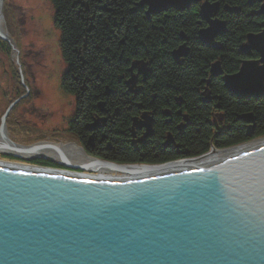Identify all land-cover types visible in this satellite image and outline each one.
I'll return each instance as SVG.
<instances>
[{"label":"water","instance_id":"obj_1","mask_svg":"<svg viewBox=\"0 0 264 264\" xmlns=\"http://www.w3.org/2000/svg\"><path fill=\"white\" fill-rule=\"evenodd\" d=\"M198 2L141 1L147 16ZM254 3L260 5L256 14L264 16V0H248ZM219 10L218 2H202L207 26L197 32V40L216 51L222 50L216 38L227 32ZM262 27L239 48L241 55L257 52L258 61L242 60L237 72L226 75L219 61L210 65V75L239 101L264 95V21ZM0 38L10 41L2 31ZM183 45L173 50L174 59ZM13 105L1 119L0 146L6 144L4 119ZM173 162L141 165L162 173L126 182L0 167V264H264V145L190 170L163 168Z\"/></svg>","mask_w":264,"mask_h":264},{"label":"trees","instance_id":"obj_2","mask_svg":"<svg viewBox=\"0 0 264 264\" xmlns=\"http://www.w3.org/2000/svg\"><path fill=\"white\" fill-rule=\"evenodd\" d=\"M133 1L49 0L54 10V27L60 32L59 47L66 65L60 77V87L74 97L75 109L69 124L70 130L83 136V143L86 140L84 127L97 116L99 102H103L106 109L112 112L116 108L136 104L139 100L148 104V95L159 93V90H169L170 94L177 91L185 95L186 90L204 87L214 60H219L223 74H234L243 58L258 57L255 52L246 55L239 53L247 34L262 31L264 17L255 14L257 4L249 6L247 0H213L219 2L220 6L226 4L239 8L236 14L221 10L219 18L225 20L227 32L218 37L222 50L216 51L197 40L198 16L195 9L190 10V25L185 23L184 17L171 22L168 19L163 25L167 27L161 32L154 29L156 23L147 22L141 13L131 11ZM106 8L110 10L107 11ZM169 26L175 28L172 30ZM180 30L187 36L188 53L182 60L176 61L172 58L171 51L180 44ZM0 45L9 54L10 47L6 42L0 40ZM139 59L149 62V72L142 85L147 97L128 92L124 83L132 60ZM210 82V88L224 89L219 78L211 79ZM108 88L113 91L110 95L107 94ZM225 105L229 106L227 112L230 129L222 137L210 141L209 128L199 125L185 138V148L189 151L187 156L206 152L211 142L215 147L223 148L248 140L242 121L234 117V100H225ZM192 108H195L191 111L194 121L204 123L206 117L203 108ZM236 110L237 115L243 112L253 113L256 117L254 136L264 134V98L249 100L246 105L236 101ZM124 124V118H114L112 123H108L98 133L104 134L107 140H110L108 137H118L119 140L123 137L120 131L125 127ZM98 140L100 138L96 141ZM103 145L104 143L100 146ZM122 148L125 146L116 145L113 151L100 154L98 151L93 154L104 155L119 162L140 161L131 152H123ZM169 159V156H162L142 161L163 162Z\"/></svg>","mask_w":264,"mask_h":264},{"label":"rangeland","instance_id":"obj_3","mask_svg":"<svg viewBox=\"0 0 264 264\" xmlns=\"http://www.w3.org/2000/svg\"><path fill=\"white\" fill-rule=\"evenodd\" d=\"M204 1L199 0L198 3L194 4L197 5L199 12L200 5ZM142 4L144 3H139V5ZM255 4L258 5L257 12L260 6L259 3L248 5L253 6ZM225 5L223 4L221 7L223 8ZM53 13L54 10L49 0L0 1V22H2L3 27V29L0 28V31L7 34L10 38L9 42L0 38V40L5 41L10 47V52L7 54L0 45V120L8 110L9 105L14 103L12 109H9L4 119L5 125L3 127L6 129L5 135L12 142L20 145H34L38 142L73 143L78 145L75 136L69 132L70 120L75 109L74 97L65 93L60 87V77L66 65L63 62L59 47L60 32L53 24ZM179 37L180 41L185 42L186 38L183 33H180ZM216 40L219 41L218 37ZM215 61L219 60H214L212 63ZM134 68H129L128 71L133 70L136 72L137 69L135 70ZM127 89L129 90V86ZM23 93L26 95V98L19 100L20 95ZM259 99L263 98L259 97L256 101ZM16 100L18 101L15 103ZM249 100L252 99L250 98L247 101ZM245 114L249 113L243 112L241 115ZM250 117L251 120L239 117L242 122L244 121V124H249L250 127L253 126V128L246 127L245 133L247 137L253 136L256 126V117L254 115ZM93 122H95V119L85 125L86 134L95 130H101L106 124V118H99L98 126L100 128L88 129L86 126ZM77 136L80 135L77 134ZM261 136H264V134L255 136L254 140L259 139ZM208 145L207 152L212 147L217 149V151L231 147L217 148L212 142ZM4 155V153L0 152V159L9 160V162L15 161L12 160L13 157L11 155L10 157H6L7 159ZM164 156H169L170 159L163 162H150V164L164 165L189 157L187 155L174 156L172 159V155ZM71 164L75 165L76 163L69 162V165ZM143 164L147 165V163ZM56 166L60 165L57 164ZM63 169L68 171L70 168L64 167ZM77 171L88 173L79 169Z\"/></svg>","mask_w":264,"mask_h":264},{"label":"flooded vegetation","instance_id":"obj_4","mask_svg":"<svg viewBox=\"0 0 264 264\" xmlns=\"http://www.w3.org/2000/svg\"><path fill=\"white\" fill-rule=\"evenodd\" d=\"M141 1L143 0H134V7L131 11L133 13H141L147 22L156 23L157 26H155L154 29L157 31L159 30L162 32L167 27H164L163 25L168 19L171 22L184 17L185 23L190 25L192 19L190 10L192 9L197 11V32L207 26L206 22L202 19V15L200 14L197 5L192 4L190 7L185 8L182 11L170 9L157 13H151L148 17H146V11L148 8L145 4L139 5ZM208 1L211 3L216 2L213 0ZM106 10L109 11L110 9L106 8ZM220 12L221 9L218 11L217 17L221 15ZM174 28L170 29L173 30ZM180 33L184 34V32L180 30L178 37L180 36ZM184 37L186 38L185 42L180 41V44L175 48L177 49L181 44L185 43V46L176 61L180 59L182 60L187 56V36L184 34ZM131 64L134 65V67L136 64L137 70L138 68L144 69L141 70L142 75H140L137 80L138 82L136 81V83L132 85L139 86H135V88L130 91L127 89V91L132 92L135 96L141 94L145 97L146 95L142 85L145 83V79L143 77H147L149 72V67H147L148 69L146 68V65L149 66V62L145 59H139L134 60ZM217 78L219 77L211 79ZM210 81L211 80L208 79L205 80L208 84L207 89L202 88L198 90H186L185 95H182L177 91L172 92L171 95V91L169 90H159V93H151L148 95V104L136 103L133 105H126L122 108H116L112 112L107 109L108 112L105 114L106 124L101 130H103L108 123H112L114 118H124L125 127H123V130L120 131V134L123 137H119L120 139L117 140L119 142H115L113 144L111 143V140L106 139L104 134H101V132L98 133V131L101 130L90 132L89 134L93 136L90 151L92 153H97L99 151V154L107 153L115 150L116 145L122 147L124 145L125 150L130 151L131 154L135 155L140 161L149 157L158 159L164 155L186 156L189 154V151L185 148V138H188L187 136H189V134H191L199 125H205L209 128V133L211 135L210 141L217 140L218 137H222L226 134L231 125V123H228L229 114L227 110L229 109V106L225 105V100H230L231 98L234 100V107L232 109L233 114L234 117H237V120H240V116L236 114V101L239 100L232 97L225 89L221 90L210 88ZM219 81H221L220 78ZM204 97L208 98L206 103L203 101L205 99ZM239 102L246 105L248 101L241 100ZM199 106L203 108V112L206 117L204 123L194 121V116L191 113V111L195 109L192 107H196L198 109ZM110 115L112 119L110 118ZM98 117L100 118L103 116H101V114L97 115L94 118L97 122L99 121ZM235 121L236 120H234V122ZM242 123L245 128L249 126L248 124H244V122ZM98 138H100V141L98 140L97 142L96 140ZM103 143L104 145L101 147L100 145Z\"/></svg>","mask_w":264,"mask_h":264},{"label":"bare ground","instance_id":"obj_5","mask_svg":"<svg viewBox=\"0 0 264 264\" xmlns=\"http://www.w3.org/2000/svg\"><path fill=\"white\" fill-rule=\"evenodd\" d=\"M233 8H236V7H233ZM220 9L223 10L222 7ZM180 11H182V10H180ZM217 18L222 20V21H225L219 17H217ZM0 28L3 29L2 22H0ZM250 34H252V33H250ZM253 34H258V33H253ZM183 44H185V43H183ZM183 44H181V45H183ZM183 46H185V45H183ZM255 53L258 55L257 52H255ZM242 60H252V61L257 60L258 61L259 57L255 58V59L243 58ZM147 67L148 66L146 65V68ZM129 68H134V67L132 64H130ZM134 69L136 70L137 67H135ZM143 69L144 68H140V69L138 68V70L136 72H134L133 70L128 71V77L125 79V86L126 87L129 86V91L131 89L135 88V86H139V85H135V86H132V85L134 83H136V81L139 79L140 75H142L141 70H143ZM209 70H210V68H209ZM222 75H226V74L222 73ZM130 78L134 79L133 83L128 82ZM143 78L146 79V77H143ZM211 78H215V77H212L210 75L208 80H211ZM204 84L205 85L203 88L207 89L208 84L205 81H204ZM262 88L264 89V87H262ZM112 92L113 91H111L109 88L107 89V94L110 95V93H112ZM130 93H132V92H130ZM20 98H19V100L25 99L26 95L23 93L22 95H20ZM262 98H264V95L262 96ZM251 99L253 101L256 100L254 98H251ZM137 103L143 104V101L139 100ZM10 109H12V106L10 107ZM97 110H98L97 115L101 114V116H103V118H106L105 114L108 112V110L104 107V105L98 106ZM248 113L250 115H253V113H251V112H248ZM239 116H242V115L239 114ZM110 118H111V115H110ZM98 119H99V117H98ZM95 122H97V121H95ZM0 123H2V120H0ZM4 125H5V123H4ZM248 128H253V126H251V127L249 126ZM3 130H4V137H5L4 140L6 141V144L11 145V146L14 145L15 149L14 148L8 149L6 144L4 145L2 142V146H0V152L5 154L4 155L5 158L8 156L10 157V155H11L13 157L12 160H15V161L9 162V160L7 161V160L0 159V167H7V168H11V169H15V170H23V171L43 172V173L48 174V175H55L56 174L58 176H71V177H74L75 179H78V180L80 179V180L107 181V182H116V181L126 182L128 180L130 181V180H134V179L139 180L140 178L152 177V176L159 175L162 173V172L154 171L155 169L151 170V169H147L145 167H142L140 169L141 165H144L143 163H147L148 166H153L150 164V162H144L142 160L137 161V162H119L115 159H110L109 157L104 156V155L93 154L90 151V149H91L90 146H91V143L93 141V136L90 134H86V137H85L86 140H85V143H83V141H82L83 136H77V134H78L77 132H74V131L72 132L70 130L69 132L72 133L75 136V139L78 141V145L73 144V143H65L64 144V143H50V142H38L34 145H20V144H17V143L10 141V139L7 137V135H5L6 129L4 128ZM132 131H134V130H132ZM108 138H110L111 143H113V144L118 139V137H116V138L108 137ZM247 138H248V140H246L240 144H237L234 147H230V148L225 149V150L211 151L208 153H207V151H208L207 150L206 152H204L206 154L204 156H200L202 154L197 155V156L195 155V156H192L193 159H191V160L182 161V162H173V164L165 165V166H163V168L165 170H168V169L190 170V169L208 164L210 162L219 160L221 158L227 157L229 155L235 154L237 152H240L243 150H248V149H251L254 147L258 148L261 145H264V136H261V137H259V139L254 140L255 136L253 134V136L247 137ZM28 146H33V148H30ZM21 147L23 148V150H20ZM121 150L124 152L125 148L121 149ZM128 152H130V151H128ZM39 156H41L42 158H40ZM198 156H200V157H198ZM190 157L191 156L185 157V158H190ZM55 162L61 163L60 166L57 167L56 166L57 164ZM69 162H74V163L79 164V165H76V164L75 165H73V164L69 165ZM112 164H114V165H116V164L128 165V166L123 167L122 168L123 170H121L120 169L121 167H119V168L117 167L118 169L113 168L111 166ZM129 166H131V167H129ZM64 167L65 168L68 167L70 169L67 171V170L63 169ZM132 168L134 169V171ZM77 169L87 171L88 173L78 172ZM126 169H128V170H126Z\"/></svg>","mask_w":264,"mask_h":264}]
</instances>
